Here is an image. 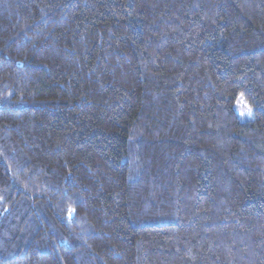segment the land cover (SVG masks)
Masks as SVG:
<instances>
[{"label": "trees", "instance_id": "16d2710c", "mask_svg": "<svg viewBox=\"0 0 264 264\" xmlns=\"http://www.w3.org/2000/svg\"><path fill=\"white\" fill-rule=\"evenodd\" d=\"M0 264H264V0H0Z\"/></svg>", "mask_w": 264, "mask_h": 264}, {"label": "rangeland", "instance_id": "374dc122", "mask_svg": "<svg viewBox=\"0 0 264 264\" xmlns=\"http://www.w3.org/2000/svg\"><path fill=\"white\" fill-rule=\"evenodd\" d=\"M246 109H250V112ZM235 110L241 121H247L253 117L252 109L243 101L242 98H239L235 102Z\"/></svg>", "mask_w": 264, "mask_h": 264}, {"label": "clouds", "instance_id": "9594fccd", "mask_svg": "<svg viewBox=\"0 0 264 264\" xmlns=\"http://www.w3.org/2000/svg\"><path fill=\"white\" fill-rule=\"evenodd\" d=\"M246 110L250 112V109H246Z\"/></svg>", "mask_w": 264, "mask_h": 264}]
</instances>
